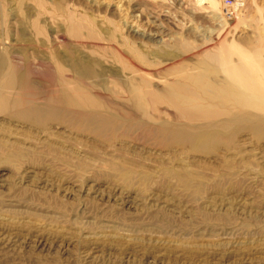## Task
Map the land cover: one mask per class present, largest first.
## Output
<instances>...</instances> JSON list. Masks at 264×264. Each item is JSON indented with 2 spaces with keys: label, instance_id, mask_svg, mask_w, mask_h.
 Returning <instances> with one entry per match:
<instances>
[{
  "label": "rangeland",
  "instance_id": "374dc122",
  "mask_svg": "<svg viewBox=\"0 0 264 264\" xmlns=\"http://www.w3.org/2000/svg\"><path fill=\"white\" fill-rule=\"evenodd\" d=\"M216 1L0 0V264H264V133L240 125L210 138L204 123L167 120L186 128L163 134L135 118L31 113L57 92L58 67L72 77L90 62L97 88L118 69L112 53L69 36V15L135 44L160 86L169 65L218 45L221 12L235 16L228 41L255 45L264 0ZM134 15L142 28L158 19L162 33L110 26Z\"/></svg>",
  "mask_w": 264,
  "mask_h": 264
},
{
  "label": "bare ground",
  "instance_id": "6f19581e",
  "mask_svg": "<svg viewBox=\"0 0 264 264\" xmlns=\"http://www.w3.org/2000/svg\"><path fill=\"white\" fill-rule=\"evenodd\" d=\"M218 4L219 1L210 0L212 7H217ZM221 16L218 45L214 47L210 38L205 45L206 50L203 51L202 58L200 56V59L197 58L198 62L192 63L191 66L179 63L169 65L162 73L164 77L160 80L162 84L155 86L154 67L147 62L135 44H131L121 35L120 40H114L111 27L120 30L123 28L127 33L133 32L142 38L146 37L144 35H155L153 29L162 33L161 24L157 23L158 19L151 21L148 19L153 29L142 28L138 23L137 15L132 16L131 20L130 16H126V20L122 21L123 25L119 22L120 26L114 21H109L112 25L110 24L111 27L107 31L111 30V33L104 36L96 31L97 29L95 30V26L91 27L89 19L81 17L82 20L79 19V22L69 15V25L66 27L69 36L76 40L82 39L81 41L89 44L95 52L112 53L111 57H115L119 64L118 69H110V73L115 75L114 78L113 75L110 76L112 78L108 79L109 83L97 88L100 84L97 86L94 79L101 74L94 71L90 62L81 60L75 62V71L71 70L75 72L72 77L66 74V68L58 67L57 64L60 73L57 92L47 97L45 110L33 107L31 113L61 115L87 123L95 120L102 123L107 120L135 118L138 121L161 124L163 134L184 131L186 128V124L178 122L175 125H167L164 122L167 120L204 123L208 130L205 135L210 138L220 133L231 132L240 125L250 126L256 134L264 133V30L258 29L255 45L247 49L226 38V34L229 33L228 27L231 28L232 24L229 21L231 19L233 21L235 16L227 18L222 12ZM261 17L264 21V14ZM84 28L88 29L85 35L81 32ZM91 52L90 58L98 55L94 51ZM104 55L106 56L99 54V57ZM90 60L95 61V59ZM100 70L102 71L101 68ZM67 71L69 72V69ZM119 75L123 77L119 78ZM22 99L24 100L25 96Z\"/></svg>",
  "mask_w": 264,
  "mask_h": 264
}]
</instances>
